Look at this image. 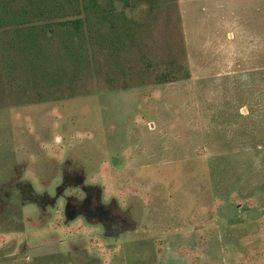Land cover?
<instances>
[{"label": "rangeland", "instance_id": "obj_1", "mask_svg": "<svg viewBox=\"0 0 264 264\" xmlns=\"http://www.w3.org/2000/svg\"><path fill=\"white\" fill-rule=\"evenodd\" d=\"M37 4L0 0V14ZM114 7L134 35L114 46L89 15L69 78L16 63L0 26V264H264V0ZM171 65L177 79L154 82ZM74 174L130 228L106 236L64 220L60 198L30 200L77 192Z\"/></svg>", "mask_w": 264, "mask_h": 264}, {"label": "trees", "instance_id": "obj_2", "mask_svg": "<svg viewBox=\"0 0 264 264\" xmlns=\"http://www.w3.org/2000/svg\"><path fill=\"white\" fill-rule=\"evenodd\" d=\"M38 2L28 9L21 5L20 10L13 12L4 9L0 14V26H9L2 30V36L11 51L18 54L16 63L26 64L30 69L44 74L58 75L61 71L64 78H69L80 67L88 62L86 56L87 38L82 27L89 15L107 19L113 28L112 41L114 46L132 38L136 23L123 11H117L114 1L129 4V0H109L107 6L99 0H65L74 8L75 15L64 18L56 16V6L44 3L45 0H29ZM150 10L154 9L155 0H143ZM150 12V11H149ZM44 20V21H42ZM102 37L101 33H97ZM7 39V40H6ZM175 62V59H171ZM178 69L169 66L155 74L154 82L162 83L177 79Z\"/></svg>", "mask_w": 264, "mask_h": 264}, {"label": "flooded vegetation", "instance_id": "obj_3", "mask_svg": "<svg viewBox=\"0 0 264 264\" xmlns=\"http://www.w3.org/2000/svg\"><path fill=\"white\" fill-rule=\"evenodd\" d=\"M70 177L76 181L77 192L65 193L63 187L67 185L62 182L61 186H56L52 196L46 192L36 193L31 190L30 200L36 202L35 204L42 202L40 208L44 209L45 204H55L60 198L63 201L64 220L81 218L89 224L102 227L106 236L115 237L130 228V220L123 211L112 207V203L115 204L113 197L103 200L101 189L95 183L85 182L83 175L74 174Z\"/></svg>", "mask_w": 264, "mask_h": 264}]
</instances>
